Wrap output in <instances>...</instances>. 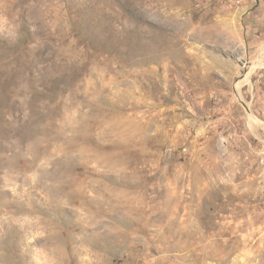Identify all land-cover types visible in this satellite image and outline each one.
<instances>
[{"label":"rangeland","instance_id":"rangeland-1","mask_svg":"<svg viewBox=\"0 0 264 264\" xmlns=\"http://www.w3.org/2000/svg\"><path fill=\"white\" fill-rule=\"evenodd\" d=\"M256 63L264 0H0V264H264Z\"/></svg>","mask_w":264,"mask_h":264},{"label":"water","instance_id":"water-1","mask_svg":"<svg viewBox=\"0 0 264 264\" xmlns=\"http://www.w3.org/2000/svg\"><path fill=\"white\" fill-rule=\"evenodd\" d=\"M256 67H264V64L262 65V64H260V63H256L255 65H252V66L249 68L247 74H249V73H250L253 69H255ZM242 105H243L244 109L246 110V112H247L249 115H251L252 113L250 112V110L248 109V107H247L244 103H242ZM257 120H258L259 122H261L262 125H264V121H262L261 119H257Z\"/></svg>","mask_w":264,"mask_h":264}]
</instances>
